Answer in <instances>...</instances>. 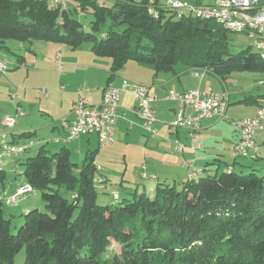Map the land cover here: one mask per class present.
Here are the masks:
<instances>
[{
    "label": "trees",
    "instance_id": "16d2710c",
    "mask_svg": "<svg viewBox=\"0 0 264 264\" xmlns=\"http://www.w3.org/2000/svg\"><path fill=\"white\" fill-rule=\"evenodd\" d=\"M73 1L71 10L68 4L63 10L47 0H0V51L13 54L10 41L71 50L91 44L94 55L111 62L108 81L130 61L151 66L154 76L173 74L177 66L221 81L237 71L264 73V59L250 48L232 53L229 31L213 22L170 15L154 20L146 0L112 7ZM71 11H90V32ZM239 103L258 101L246 95ZM69 154L66 147L48 154L41 146L22 160L24 183L41 191L45 212L22 215L15 234L3 215L6 174L0 170V264H12L21 250L23 264H264V171L216 168L183 183L157 184L152 197L134 192L118 205L102 206L94 153L85 155L78 176ZM111 240L120 253L104 258Z\"/></svg>",
    "mask_w": 264,
    "mask_h": 264
},
{
    "label": "crops",
    "instance_id": "0c3cea01",
    "mask_svg": "<svg viewBox=\"0 0 264 264\" xmlns=\"http://www.w3.org/2000/svg\"><path fill=\"white\" fill-rule=\"evenodd\" d=\"M38 43L42 42L8 44L13 53L11 55L15 56V58L9 62L6 61L9 65L8 71H10V69H17L18 71L24 70L26 72L25 77L29 78L31 74L32 77L38 78V82L36 83L40 86H45V90H47L45 96L38 94L39 96L36 97L39 102L38 113L40 114L38 124H34V122L31 121L32 115L30 116L29 113L26 114L20 103L16 104L13 114L16 115L17 108H19L21 112H23V116L20 117L28 116L29 122H17L11 129L9 140L12 143L17 144L18 142H22L24 144L30 141L32 143L31 148H33L35 143L40 144L45 141L44 139L47 138V136H53L52 140L55 144L62 143L64 147L67 143H63L60 139L65 137L73 121L72 110L77 98L76 93L81 88L86 89L82 97L90 106H98L101 103L103 90L106 86L111 85L119 89L122 87L123 80L128 78L131 81L136 80L135 82L145 85L149 88L150 92L156 96V101L152 105L155 110L156 118V123L153 125L154 134L151 135L153 137L148 136L150 140L147 138V133L142 129V122L136 114V104L132 99L133 96L130 91L124 90L120 93L119 107L117 109L118 120L113 128L115 141L111 145L104 147L98 145L99 148L105 149L106 147H111L112 150L115 149L116 151H120L122 160L126 163V166L127 161L133 163L135 160L141 159L142 156L143 159L146 160L148 145H152L157 141L156 138H158L167 143L164 144L163 148L164 150H169V182L173 184L176 182L183 183L189 174H193V179L212 174V171L207 168L210 164L209 162H220L219 159L224 157V155L227 156V154L233 153V146L238 140L239 134L232 126L231 120L228 118L226 119L229 105L224 117L226 120L223 121L225 123L222 122L223 119H204L200 122V129L196 132L194 138L189 137L187 131L174 129L170 126V123L175 118L176 104L165 99L166 93L168 91L182 93L196 89L201 92L208 89H211V91L224 90L225 82L211 73L197 70L200 76H195L196 70L186 71L180 69L175 70L173 74H159L154 76L152 71L151 80L150 78L147 80V82L152 83L148 86L146 81H140L146 80V78L141 77V65L129 66L125 64L123 68L108 81L110 75L108 73L111 65L110 60L94 55L91 48H77L76 50H71L69 47L63 45L46 43L44 46L48 44V46H46L48 49L46 48V53L42 55L41 51L44 46ZM28 57L31 59L30 61ZM27 63L31 64V68L27 67ZM8 71L0 78L1 90L9 87V81L12 80L14 73H8ZM60 87L62 89H60ZM39 89L43 88H38V90ZM23 95L26 97L27 93L24 92ZM35 95H37L36 92ZM246 95L248 94L244 91L237 93V101L243 100ZM256 104L254 111L245 118L253 117L257 109L263 107L259 103ZM189 112V110H186V113ZM6 116H11L10 110L4 111L1 114L0 132L3 126L2 121ZM257 131H255V133ZM21 135H26V137H19ZM94 137L98 144L96 136ZM34 138H38L36 142L31 141ZM145 138H147V140L143 143V139ZM261 141L263 143L264 137L261 138ZM176 144L181 146V152H176L174 150ZM87 145L89 147L91 146L90 136L87 137ZM197 146H199V148H197ZM76 147L79 153L84 150L81 144H77ZM86 151L88 153H93L88 149H86ZM257 152L258 149L256 150V153ZM257 157L258 155L256 154V158ZM100 159L101 154L96 150L94 153V164L95 167L100 169L99 172L106 173V175L114 173L111 163L112 157H109L108 160L110 161L107 160L108 162L103 163H101ZM98 162L102 165L98 164ZM184 163H186L187 166L184 167ZM143 168L145 169L147 166L143 165L142 169ZM102 179L106 181L105 177ZM149 179L157 180V177L153 175L150 176ZM23 183L24 180L23 182L17 183L15 186L9 184L5 196H10ZM149 192L150 194L153 193L151 187Z\"/></svg>",
    "mask_w": 264,
    "mask_h": 264
},
{
    "label": "rangeland",
    "instance_id": "374dc122",
    "mask_svg": "<svg viewBox=\"0 0 264 264\" xmlns=\"http://www.w3.org/2000/svg\"><path fill=\"white\" fill-rule=\"evenodd\" d=\"M68 4L70 10L75 5L73 0H65ZM116 1L121 0H97V4L99 6H105V7H112ZM192 1V0H188ZM204 3L208 0H202ZM50 5V3H49ZM261 8L264 9V0H260ZM70 16L77 20V22H80L83 26V30L90 32L91 22L93 21V17L88 11L86 14L82 15L79 12H70ZM104 29H106L104 27ZM228 38L230 41V50L232 53H236L239 51H242L246 48H250L252 52H255L254 47H252V41L251 39L246 36L245 34L240 33H228ZM11 44H20L11 42ZM9 43V44H10ZM44 44L46 43H38ZM10 46V45H9ZM48 46V44L46 45ZM46 46L43 47L42 55L46 53ZM91 44H83L80 48H90ZM48 49V48H47ZM1 52V51H0ZM19 54V53H15ZM21 54V53H20ZM48 54V52H47ZM15 56H12L11 54H7L4 52L0 53V59L4 61H10L14 59ZM28 60L31 59L28 57ZM30 63V62H29ZM28 64V63H27ZM129 66H138V63L135 62H127ZM141 65L142 72L141 77L146 78V80H140V81H146L150 78L151 80V74H152V67L146 64H139ZM28 68H31V64L27 65ZM184 69L183 67L177 66L176 70ZM10 69L8 73H14L12 80L9 81V87L4 88L1 90L0 88V117L1 114L4 111L10 110L11 116H15L13 114L14 108H16V104L20 103L22 105L23 111L26 112V114L29 113V115L32 117L31 121L34 122V124L39 123L40 114L38 113V107L39 102L36 99L38 93L36 90L38 88L46 89L45 86H40L36 82H38V78H35L32 75H29V78L25 77L26 72L24 70L18 71L17 69L13 70ZM24 71V72H23ZM164 75V74H163ZM1 78V77H0ZM129 84H139L135 82L136 80H129L128 78L124 79ZM225 82V89L222 91H214V92H224L225 91L229 94V110L228 115L226 116V119H230L231 123L235 122L239 119H243L247 116H249L250 113L254 111L256 108V104L250 103V104H243L239 103L237 101V93L244 91L248 95L254 96L257 98L258 103L264 107V73H258V72H238L231 74L229 77H227ZM152 82H147V85L150 86ZM142 85V84H140ZM36 89V90H35ZM60 89H62L60 87ZM59 89V90H60ZM227 89V90H226ZM86 90V89H85ZM176 90V89H174ZM26 92L27 96L25 97L23 93ZM35 92L37 95H35ZM175 92V91H174ZM19 99H15V98ZM4 117L3 121L7 117ZM23 116V112H22ZM29 117H20L17 119L18 123H25L29 122ZM225 118L222 120L225 121ZM2 121V125H3ZM225 123V122H223ZM258 130V131H257ZM255 135H253V143L256 145V150L258 149V152L256 153L258 157L255 160L251 159H240L236 158L233 153L227 154V156L224 155V157L220 158V162L215 163L216 165H213V161H210L207 168L214 172L216 168H218V173L224 172L227 170L228 167H231L234 169L235 172H239L241 174H248L250 170H254V173L257 175H261L264 171V141L262 143L261 138L264 137V121L261 122V125L259 129H257ZM1 131H5L6 133H10L11 130H5L2 126ZM146 134V133H144ZM153 134L147 133L146 136H151ZM91 140V146L89 147L87 145V137H82L80 139H77L75 141H70V143H67L64 145L69 152H70V161L73 164L77 165V168L73 169V174L75 176H78V172L82 166V161L85 157V154L88 152L86 149H88L90 152L95 153L96 150H98V153L101 154V163L108 162L110 160L109 157H112L111 163L114 173H109L106 175V173L103 172H97L95 175V179H99L101 183L96 182L94 183L96 188V194H97V204L99 205H118L122 199H129L131 197V194L134 192L136 193H145L147 196L152 197L154 195V190L157 184H168L172 185L173 183L169 182V150H164L163 146L165 143L164 141L156 138L157 141H155L152 145H148L147 147V157L146 160L143 159V156L141 159L135 160L133 163L131 161H127V165L125 166V162L122 160V154L120 151H116L115 149L112 150L111 147H106L105 149L99 148L98 144L96 142V139L94 136L96 135H89ZM10 138V134H8V139ZM39 138V137H38ZM38 138H34L31 141L36 142ZM97 138V137H96ZM147 138L143 139V143ZM53 136H47L42 143H35L33 148H30L27 153L25 154H19L17 156L2 157V161L4 163L3 171L6 174V181L4 185V191H3V198L6 197V190L9 187V184H13L15 186L17 183L23 182V176L22 172L24 170V167L20 164L24 158L27 156H33L37 150L41 147V145L44 147V149L47 151L48 154L56 153L60 150V148L63 147L62 143L55 144V142L52 140ZM149 139V138H148ZM150 140V139H149ZM155 140V139H154ZM26 144V142L24 143ZM77 144H81L83 146L82 152L77 151ZM16 145H23V143H17ZM97 154V153H96ZM108 160V161H107ZM233 161L236 163L233 164ZM98 164H100L98 162ZM212 164V165H211ZM102 165V164H100ZM146 165L147 168L142 169V166ZM122 173V174H121ZM142 174H145L148 176L147 179L142 178ZM155 175L157 177V180H151L149 179L150 176ZM105 177L106 181L101 178ZM178 183V182H176ZM150 187L153 190V193L150 194L149 190ZM178 188V186H176ZM117 194V199L114 201L112 198V194ZM32 210H38L39 212H45L44 209V203L41 199V191L35 190L29 195L27 198H22L19 200L17 205H6L4 204L3 208V215L4 219L10 220V233L15 234L17 229L23 224L22 221V215L26 214L28 211ZM110 246L108 247L106 253L104 254V258H111L112 256H118L120 253V247L119 245L114 242L110 241ZM24 250L19 251V253L16 255L14 262L12 264H23L24 262Z\"/></svg>",
    "mask_w": 264,
    "mask_h": 264
},
{
    "label": "built area",
    "instance_id": "2783aa9c",
    "mask_svg": "<svg viewBox=\"0 0 264 264\" xmlns=\"http://www.w3.org/2000/svg\"><path fill=\"white\" fill-rule=\"evenodd\" d=\"M52 6L67 10L65 0H47ZM146 12L154 20L161 16H174V18L189 17L201 21L213 22L232 33H242L252 41V47L259 56L264 59V9L261 8L260 0H146ZM9 69L6 61L0 59V77L4 76ZM205 72V71H201ZM195 76H200L196 71ZM128 90L133 96L136 104V114L142 122V129L149 134H154L153 125L156 123L155 110L152 105L156 96L149 88L140 84H129L123 80L122 87L117 89L108 85L104 88L102 100L98 106H90L82 97L86 91L81 88L76 93V101L72 110L73 121L67 134L60 139L63 143H70L82 137L96 135L98 145L104 147L115 141L113 128L118 120L117 109L121 91ZM39 95H46L47 90L37 89ZM19 99V98H15ZM167 101L176 104V114L170 126L174 129L185 130L189 137L194 138L200 129V122L204 119H224L229 104V94L214 92L208 89L204 92L199 90H188L182 93L168 91L165 95ZM189 110V113H186ZM22 112L17 108L16 115L7 117L3 121V128L11 130L17 123ZM264 121V107L257 109L255 115L250 118H243L232 122V126L239 134L238 140L233 146V154L240 159H253L256 154V147L253 143V133L259 129ZM5 131L0 132V170L4 163L2 157H12L22 154L31 143L26 145H15L8 139ZM199 148V146H197ZM176 152H181L179 144L174 147ZM183 166H187L186 163ZM144 169V168H143ZM99 170V168H97ZM230 172V169H228ZM189 174L187 179H191ZM142 178H147L142 174ZM100 182V181H98ZM29 184L20 185L10 196L4 197L6 205H17L19 200L27 198L33 192ZM112 198L116 199L117 194L113 193Z\"/></svg>",
    "mask_w": 264,
    "mask_h": 264
}]
</instances>
